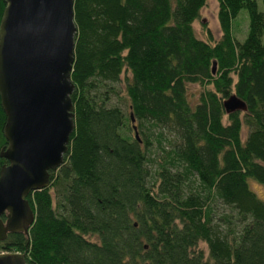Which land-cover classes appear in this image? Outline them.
Listing matches in <instances>:
<instances>
[{
  "label": "trees",
  "instance_id": "trees-1",
  "mask_svg": "<svg viewBox=\"0 0 264 264\" xmlns=\"http://www.w3.org/2000/svg\"><path fill=\"white\" fill-rule=\"evenodd\" d=\"M216 1L215 41L192 28L206 0L72 1L74 130L48 186L26 198L27 235L7 234L0 253L32 264H264V199L248 185L264 195V0L262 10ZM120 81L128 115L110 102ZM188 84L201 88L195 103ZM231 94L244 112H224ZM130 114L148 132L138 140ZM3 122L0 108V147ZM163 132L175 140L167 148Z\"/></svg>",
  "mask_w": 264,
  "mask_h": 264
},
{
  "label": "water",
  "instance_id": "water-1",
  "mask_svg": "<svg viewBox=\"0 0 264 264\" xmlns=\"http://www.w3.org/2000/svg\"><path fill=\"white\" fill-rule=\"evenodd\" d=\"M2 1L0 241L10 233L27 235L34 215L26 198L48 186L49 172L67 153L74 130L70 71L76 33L73 0ZM222 107L226 114L246 109L235 94ZM132 130L138 140L133 124ZM0 264L32 263L22 253L1 252Z\"/></svg>",
  "mask_w": 264,
  "mask_h": 264
},
{
  "label": "rangeland",
  "instance_id": "rangeland-1",
  "mask_svg": "<svg viewBox=\"0 0 264 264\" xmlns=\"http://www.w3.org/2000/svg\"><path fill=\"white\" fill-rule=\"evenodd\" d=\"M255 2L257 4L258 10H262L261 0H255ZM216 13H217V1L216 0H206L205 5L199 11L198 17L192 22V28L197 38L202 39V40H207V36H208L207 34H210L212 41L218 40L220 38L221 34H220V30H219V26H218V22L216 18ZM233 24H234L233 31H234L235 36L238 39H241L247 27V14L244 9H241L239 11L236 19L233 21ZM125 75L126 73L121 74L120 78L121 79L125 78ZM115 85L117 87L116 88L117 94L116 96L115 95L110 96V102L111 104L120 107L122 111L124 112V114L128 115V111L126 110V107L124 106L128 103V99L126 97L124 88L122 86L123 82L120 81V83H116ZM200 91H201V88L198 85H195V84L187 85L186 95L190 103H195L197 101L198 93ZM131 124H134L136 127L137 137L138 136L144 137V135L148 133L144 127L139 128L135 120H133V123ZM131 124L129 123V128H130V135L132 136L133 132L130 126ZM245 134H246V128L243 126L241 130L242 139H244ZM163 137H164V140L167 141V142L163 141V145L165 146V148H167L168 146V141L171 142L172 144L175 142L173 137L170 134H167L166 132H163ZM151 141H152V146L150 148L152 150L151 157L153 159V162L150 164V167L152 166V169H153L156 163L159 162V160L162 158V154L160 153L159 149L156 147L154 137L151 138ZM248 185H249V188L259 198L264 199L263 190L258 183L252 180H248ZM49 191H50L52 200L54 202L55 201L54 188H51ZM216 212L217 214L219 213L226 214L228 213V209L224 207H217ZM197 249H200L203 252L205 257L207 256V247L203 242L198 243Z\"/></svg>",
  "mask_w": 264,
  "mask_h": 264
},
{
  "label": "flooded vegetation",
  "instance_id": "flooded-vegetation-1",
  "mask_svg": "<svg viewBox=\"0 0 264 264\" xmlns=\"http://www.w3.org/2000/svg\"><path fill=\"white\" fill-rule=\"evenodd\" d=\"M5 163V162H4Z\"/></svg>",
  "mask_w": 264,
  "mask_h": 264
}]
</instances>
